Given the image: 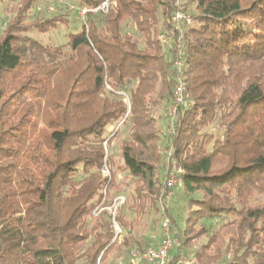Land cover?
Wrapping results in <instances>:
<instances>
[{"label":"trees","instance_id":"trees-1","mask_svg":"<svg viewBox=\"0 0 264 264\" xmlns=\"http://www.w3.org/2000/svg\"><path fill=\"white\" fill-rule=\"evenodd\" d=\"M22 4L0 33V264H135L147 210L167 221L176 260L264 264V0H78L88 11L63 59L24 35L39 0ZM65 15L39 27L70 29ZM163 106L175 108L165 125ZM123 129L118 169L135 182L115 216L126 247L109 212L93 215L122 193L103 144Z\"/></svg>","mask_w":264,"mask_h":264},{"label":"rangeland","instance_id":"rangeland-1","mask_svg":"<svg viewBox=\"0 0 264 264\" xmlns=\"http://www.w3.org/2000/svg\"><path fill=\"white\" fill-rule=\"evenodd\" d=\"M25 0H0V33L4 32V30L11 25L12 22L17 20V12L20 9V6H23L22 2ZM83 8H80L78 5V0H39V4L36 6L35 10L29 11L27 13L28 15H32L33 17H26L24 20V25L28 27V31L24 34L25 36H28V38L42 44V45H52V46H61L62 49V59L65 57L70 56L72 53L70 51V47L66 44L67 43V32L70 30H74L75 27H81L83 24V20L81 18V10ZM192 10V7L190 8ZM65 17L69 19V26L70 29L63 26V25H57L54 28H46L44 32H42V28L39 27L42 23L43 20L56 16L57 14H65ZM177 17H179L177 15ZM19 23L22 21L21 18L18 19ZM41 21V22H40ZM176 22V19L174 20ZM18 23V22H17ZM38 24V27L36 25ZM19 25V24H18ZM22 26V25H21ZM1 35V34H0ZM168 36V35H167ZM164 34H159L158 39L161 41V43H165L168 47H170V37H167ZM183 93V91H182ZM181 93V94H182ZM173 98L172 101L175 100L174 96H176V92L173 93ZM179 95H177L178 97ZM171 106L167 111L166 107L163 106L162 108L157 109L156 115L158 117H163L164 125L166 124L165 122L168 121L169 118H173V111H170ZM160 125V121H159ZM158 125V126H159ZM116 127V126H115ZM165 128V126H164ZM214 130L215 135H221V129L216 126H212ZM114 129V126L109 125L107 127V133L111 132ZM166 130V129H163ZM170 130V129H169ZM167 133V131H164ZM126 129H123V131L114 136L111 140V142L108 144L107 147V152H108V157L112 158V169H116V174H117V179L120 183L119 185V190L122 191L121 195H117L118 197H127V202H128V196L132 195V191L134 190L135 183L134 180L130 177V175L127 172L119 171L118 167L122 166V159L120 157V144L123 139L126 138ZM106 135V134H105ZM169 152L165 151L163 152L164 155L167 156ZM167 158V157H166ZM165 158V159H166ZM108 164V163H107ZM106 164V166L109 167ZM111 165V164H109ZM169 165L168 163L165 165V170L164 173L166 174L168 171ZM175 170V169H173ZM104 176V175H103ZM108 180L111 178V172L109 170V176H105ZM114 192L108 193L109 198L113 196ZM261 199H259L257 202H260ZM128 204L131 205L130 202ZM161 205V203H160ZM164 206L161 205L160 207V213L162 214V211ZM175 214V212H174ZM128 216V215H127ZM139 225L136 226V232L139 236V238L144 241L149 245V247H155L159 244L160 240L163 237V228L162 227V222L165 220H161L162 217L160 214H156L153 211L147 210V213L145 215H135ZM172 216H174L172 214ZM129 217V216H128ZM135 219V217H134ZM123 234L121 235V238L119 240H116L117 245L126 247L129 244L127 233L125 230H122ZM200 243L204 242V239H200ZM226 242H228V237L225 239ZM224 248V247H222ZM116 254H110L109 258L102 264H116L117 262L122 260V256H115ZM190 260H194L192 257L189 258ZM127 260V259H126ZM191 260V261H192ZM195 261V260H194ZM134 263H138L137 261H134Z\"/></svg>","mask_w":264,"mask_h":264},{"label":"built area","instance_id":"built-area-1","mask_svg":"<svg viewBox=\"0 0 264 264\" xmlns=\"http://www.w3.org/2000/svg\"><path fill=\"white\" fill-rule=\"evenodd\" d=\"M107 5L105 4L101 10L105 11L106 10ZM81 18L84 21L85 18V14L87 13V9H82L81 10ZM176 67L178 69H181L182 67V62L177 61L176 62ZM184 90V84L182 83V81H179L176 84L174 93L176 92V96H174L175 103H180L183 100V93L182 91ZM182 93V94H181ZM174 95V94H173ZM177 95H179L177 97ZM171 111H173V114L175 112V108L173 106V109H171ZM104 146V150L105 153L107 155V145L106 142L103 144ZM176 173H180L181 171H175ZM102 174L104 176H109V169L106 166V164H104L103 168H102ZM178 183L177 177L171 173V175L169 176L168 180H166V184L165 187L167 189H169V195H171L172 193V189L173 187ZM105 193V190H104ZM125 202V198L122 197H115L112 200V203L109 207H101V208H97L94 212L93 215L97 216L100 214L101 211L106 210L107 212H109L111 214V224L112 227L114 229V240H119L121 238V235L123 234V231L121 230V228L119 227V225L116 222L115 216H116V212L117 209L122 206ZM162 228H163V237L160 240L159 244L156 247H147L143 250H132L130 252V257L137 262H145L146 264H196L193 260H189L186 258H181V259H174L171 255H170V251L176 247L178 245L177 240L175 239V237H173L169 230H168V225H167V221H163L162 222ZM178 247V246H177ZM174 250V249H173Z\"/></svg>","mask_w":264,"mask_h":264}]
</instances>
